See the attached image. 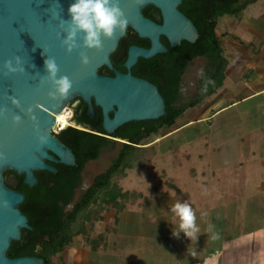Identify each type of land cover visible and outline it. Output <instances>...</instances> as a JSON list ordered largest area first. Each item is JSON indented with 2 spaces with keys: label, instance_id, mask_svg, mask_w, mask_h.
Listing matches in <instances>:
<instances>
[{
  "label": "water",
  "instance_id": "95a60500",
  "mask_svg": "<svg viewBox=\"0 0 264 264\" xmlns=\"http://www.w3.org/2000/svg\"><path fill=\"white\" fill-rule=\"evenodd\" d=\"M179 1L120 0L127 26L153 41L149 49L130 46L125 65L132 64L139 55L149 57L159 51L156 37L160 32L169 37L172 45L178 44L181 37L190 42L196 39L198 34L193 23L174 9V4ZM73 2L0 0V264H46L41 256L11 257L7 254L11 242L20 238L21 229L31 228V225L20 209L25 193L13 189L5 181L4 172L13 170L24 174V183L33 186L38 181L36 169L56 170L46 159L75 164L72 149L53 132L57 121L55 115L70 99L81 96L89 103L90 111L94 104L100 105L102 125L109 133L125 122L166 114L165 100L154 84L129 72L116 71L114 76L98 72L102 64L111 66L109 55L125 31L117 28L111 38L102 36L103 48L100 50L80 47L71 53L66 51L61 41L66 35L67 24L61 27V22L70 19L68 7ZM147 4L162 10L164 21L161 25L143 15L142 8ZM82 35L78 33V43H82ZM81 52L89 57L87 65L81 63ZM13 56L21 58L25 71L5 75L3 62ZM47 57H53L58 64V76L67 75L73 82L67 99L53 100L48 96L54 89L46 79L44 60ZM12 97L19 100V106L12 103ZM28 108L32 109L31 113L27 112ZM111 110H114L113 116H109ZM13 115H20L19 124H13ZM31 116L36 120L33 121Z\"/></svg>",
  "mask_w": 264,
  "mask_h": 264
},
{
  "label": "crops",
  "instance_id": "0c3cea01",
  "mask_svg": "<svg viewBox=\"0 0 264 264\" xmlns=\"http://www.w3.org/2000/svg\"><path fill=\"white\" fill-rule=\"evenodd\" d=\"M260 8L264 31V3ZM255 35L260 45L252 44ZM224 38L234 47L222 43L228 62L218 87L182 113V125L151 142L164 151L185 144L186 158L194 161L191 178L198 186L185 189V201L202 232L192 244L198 258L187 254L191 241L182 232L174 238L167 224V235L138 233L131 242L109 240L100 251L72 245L68 264H264V32L248 36L251 45L234 34ZM209 224L219 234L215 241L203 233Z\"/></svg>",
  "mask_w": 264,
  "mask_h": 264
},
{
  "label": "flooded vegetation",
  "instance_id": "af4514ba",
  "mask_svg": "<svg viewBox=\"0 0 264 264\" xmlns=\"http://www.w3.org/2000/svg\"><path fill=\"white\" fill-rule=\"evenodd\" d=\"M246 1L180 0L174 4V9L182 18H188L197 29L198 35L193 42L181 37L178 44L172 45L169 37L160 32L156 37V45L159 51L149 57L139 55L132 64L127 66L125 61L130 46L149 49L153 45L151 38L140 36L134 28L127 26L125 33L118 40L115 50L109 55L111 66L102 64L99 66L98 72L107 76H114L116 71L129 72L135 77L154 84L165 100L166 114L163 116L168 117V103L175 102L182 105L185 103L188 94H194L187 88V83L194 86V92L197 88L198 77L189 82L190 69L192 61L203 56H195L192 59L187 57L198 46L205 32L212 31L220 38L217 29L220 23L223 22V18L237 14H220L222 10L232 9ZM250 3H247L244 9ZM142 13L158 25H161L164 21L162 10L154 4L145 5L142 8ZM228 35L233 36L227 33L223 37ZM65 108L69 111V121L64 126L59 125L60 129L53 132L62 143L72 149L75 154V164L46 159V162L55 167L56 170L36 169L34 173L38 181L33 186L24 183V174H17L13 170L4 172L5 181L9 182L13 189L25 193V199L20 204V209L28 216V223L31 225V228H22L20 238L11 242L9 248L15 242V251L12 256L10 255L11 257L21 255L39 256L40 248L46 240L50 239L45 229L53 231L55 228L54 219L62 217L70 211L91 185L92 180L90 182L85 181L83 169L77 170L78 157L73 145L81 138V131L90 132L99 137L102 136L109 142L117 140L122 143L126 142V139L135 138L139 135H145L143 137L145 138L157 132L166 133L173 129V125H167L158 120L161 119V116L151 119L131 120L109 133L102 125L103 111L100 105L94 104L93 109L90 111L89 103L77 95L69 100ZM113 111H109V116H113ZM29 194L35 196L36 200L34 202L28 199ZM30 218L37 222L36 226L29 222Z\"/></svg>",
  "mask_w": 264,
  "mask_h": 264
},
{
  "label": "rangeland",
  "instance_id": "374dc122",
  "mask_svg": "<svg viewBox=\"0 0 264 264\" xmlns=\"http://www.w3.org/2000/svg\"><path fill=\"white\" fill-rule=\"evenodd\" d=\"M263 3L264 0H258L253 5L248 4L249 6H247V8H243V10L239 11L237 14L223 18V22L220 23L217 29L218 33H220V43H225V46L226 44L232 45L230 39L228 42V39L226 40L223 37L224 34L227 33L243 37L242 42L247 43V45L250 43L248 36L251 37L257 33L261 34L263 28L259 21V17L262 15L260 7ZM261 43V38L255 35L252 39V44L260 45ZM231 47H234V45ZM205 63V57H198L192 61L189 82L202 74ZM221 79H223V77ZM191 85L192 84L187 83V88L191 93H195L194 86ZM193 95L194 94H188L185 98V102L189 101ZM203 106L207 107V102ZM184 122L185 113L183 117L179 116L177 118L173 128L179 127ZM59 129L60 126L57 125L54 127L53 131L57 132ZM161 134L163 133H154L143 138L141 142H147L146 145H153L151 142L157 140ZM184 135L185 130L179 132L175 137H172L171 140H177ZM198 143H196V145H198ZM121 145L120 141H110L108 145L101 148L99 156L96 159L87 161L82 171L85 181L90 182L96 174L105 170L116 157ZM185 148H187L185 144H180L173 148L172 151H164L163 146L159 147L158 144H156V146L153 145L152 152L148 155L145 166L127 168L126 175L116 179V182L122 189H136L142 191V197L134 204H126L124 211L119 215L120 219L117 224L113 218V208L109 211H102V219L93 217L87 222L86 233L77 234L72 242L65 245L58 255L54 257L53 260L55 264H68L69 258L74 252V245L90 249L91 251H100L107 247L109 240L112 242H131L138 233L167 235V224H171L170 219H172L169 205L176 200L185 201L184 198L178 194L176 188L185 191L187 187L190 188L189 185L198 186V184H195L194 179L191 178L192 173L190 168L194 161L186 158ZM198 177L204 178L205 176L199 175ZM168 183L172 184L175 188L169 186ZM201 191L207 192V190L204 189ZM114 227L117 228L116 231H114ZM98 233H103L105 238L99 240L97 248H94L92 246L94 241H92L91 238L97 236Z\"/></svg>",
  "mask_w": 264,
  "mask_h": 264
},
{
  "label": "trees",
  "instance_id": "16d2710c",
  "mask_svg": "<svg viewBox=\"0 0 264 264\" xmlns=\"http://www.w3.org/2000/svg\"><path fill=\"white\" fill-rule=\"evenodd\" d=\"M253 1L256 0H247L232 9H224L220 14L238 13L247 3ZM199 55L206 58V63L202 74L197 79V88L194 95L182 105L175 102L168 103V117L162 116L161 119H158L164 124L174 125L177 118L187 108L198 104L206 95L212 93L218 87L228 58L225 55L224 47L220 43V38L212 31L205 32L198 46L193 49L187 58L192 59ZM209 80L211 83H207ZM144 136L139 135L135 138L126 139V142H122L112 163L105 170L93 177L91 185L82 194L74 207L65 213L64 216L54 219V230L45 229L50 239L44 242L38 255L44 257L46 264H55L54 257L58 255L65 245L72 242L77 234L86 233L87 222L93 217L102 219V211H109L113 208V218L117 224L119 222V215L124 211L126 204H134L142 197V191L122 189L116 182V179L125 176L127 168L145 166L147 157L152 152L153 145H146L147 142H141ZM80 137L81 140H77L73 145L78 157V171L83 169L87 161L96 159L99 156L101 148L110 143L106 138L99 137L90 132L81 131ZM168 184L174 187L172 184ZM176 191L184 200L187 199V192L181 191L178 188H176ZM28 199L33 202L36 200L33 194H29ZM29 222L36 226L37 222L34 219L30 218ZM113 229L114 231L117 230L116 227ZM104 238L105 235L103 233H98L97 236L91 238L94 241L92 246L97 248L98 241ZM14 246L15 242L7 250L9 256H12L15 251Z\"/></svg>",
  "mask_w": 264,
  "mask_h": 264
},
{
  "label": "clouds",
  "instance_id": "9594fccd",
  "mask_svg": "<svg viewBox=\"0 0 264 264\" xmlns=\"http://www.w3.org/2000/svg\"><path fill=\"white\" fill-rule=\"evenodd\" d=\"M69 20H63L61 27L67 24L61 43L65 46L66 51L71 53L74 49L84 47L88 49L100 50L103 48L101 37L111 38L115 30L118 28L121 32L125 31L128 20L125 16L124 10L120 7V0H74L68 7ZM78 33H82L81 41L77 42ZM60 36V33H57ZM80 60L83 65H87L89 57L84 53H80ZM44 67L46 71V79L51 83L52 89L48 92V96L53 100L67 99L70 90L73 87L72 80L67 75H59V66L53 57H47L44 60ZM3 68L6 70L5 75L25 71L21 58L13 56L3 62ZM42 78V82H43ZM207 83H211L209 80ZM206 90V85H205ZM12 103L19 106V100L12 97ZM32 109L28 108L27 112L31 113ZM33 121L36 120L35 116L30 117ZM21 121L20 115H13V124H19ZM41 140L44 137H40ZM6 203V202H5ZM173 225L171 234L174 238L179 239L182 232L191 243L187 247V254L193 258H198V253L192 247L193 242L197 241L201 230L196 223V214L191 205L187 201L176 200L169 205ZM206 213H201V216ZM214 226L209 224L205 232L208 239L215 241L219 238V234L214 230ZM207 242V241H206ZM204 264H210L205 261Z\"/></svg>",
  "mask_w": 264,
  "mask_h": 264
},
{
  "label": "bare ground",
  "instance_id": "6f19581e",
  "mask_svg": "<svg viewBox=\"0 0 264 264\" xmlns=\"http://www.w3.org/2000/svg\"><path fill=\"white\" fill-rule=\"evenodd\" d=\"M56 125H61L64 126L68 121H69V112H65V110L63 109L61 112L57 113L56 115Z\"/></svg>",
  "mask_w": 264,
  "mask_h": 264
},
{
  "label": "built area",
  "instance_id": "2783aa9c",
  "mask_svg": "<svg viewBox=\"0 0 264 264\" xmlns=\"http://www.w3.org/2000/svg\"><path fill=\"white\" fill-rule=\"evenodd\" d=\"M64 110H65V112H67V113L69 112L67 108H64ZM69 116H70V115H69Z\"/></svg>",
  "mask_w": 264,
  "mask_h": 264
}]
</instances>
